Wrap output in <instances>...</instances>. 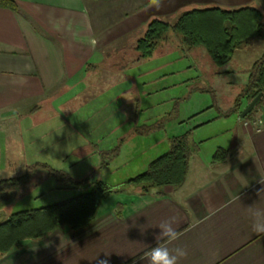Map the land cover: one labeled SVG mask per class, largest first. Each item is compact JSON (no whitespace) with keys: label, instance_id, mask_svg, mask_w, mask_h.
Here are the masks:
<instances>
[{"label":"crops","instance_id":"obj_1","mask_svg":"<svg viewBox=\"0 0 264 264\" xmlns=\"http://www.w3.org/2000/svg\"><path fill=\"white\" fill-rule=\"evenodd\" d=\"M15 1L17 11L0 7V180L19 177L38 163L80 180L83 175L73 171L76 164L96 159L87 170L95 172L100 150L112 147H102L88 131L98 130L102 113L116 111L108 103L110 96L101 99L100 107L98 101L114 83L131 82L132 61L154 57L172 40L170 31L152 56L136 53L137 41L153 19L174 21L183 11L212 7L254 6L264 14V0H161L159 7L151 0ZM258 40L260 53L249 59ZM263 53L264 34L237 49L232 60L249 61V77ZM125 91L130 89L122 87L119 95ZM85 110L90 112L83 116ZM258 111L241 120L242 126L236 123L220 131L232 135L226 147L207 146L217 135L192 139L218 118L195 123L190 139L197 149L182 185L143 192L126 184L130 177L108 183L121 190L100 202L90 225L78 230L56 227L0 253V264H96L106 253L109 264H147L145 255L157 243L170 251L186 249L178 264H264V233L251 227L252 210L264 211V124L257 123L264 120V109ZM119 143L121 156L124 138ZM220 148L227 153L218 160ZM52 177L38 169L21 186L0 190V224L16 212L53 204L48 196L61 188ZM170 218H175L172 227L178 233L172 241L159 236V225Z\"/></svg>","mask_w":264,"mask_h":264},{"label":"rangeland","instance_id":"obj_2","mask_svg":"<svg viewBox=\"0 0 264 264\" xmlns=\"http://www.w3.org/2000/svg\"><path fill=\"white\" fill-rule=\"evenodd\" d=\"M171 37L172 40L159 48L154 57L142 59L139 64L132 61L131 82L125 85L114 83L112 85L114 88L98 101L100 107L103 104L101 99L110 96L108 103L111 108H116V111L112 115L102 113L98 118L100 126L98 130L88 132L94 133L92 138L98 140L102 147L109 145L113 148L115 147L111 146L113 142L118 145L123 138L126 147L124 154L105 165H102L103 156L98 153L100 166L98 165L95 172L90 174L89 171L87 172L88 166L91 162H96V159L88 163L76 164L73 171L74 174L83 175L81 179L89 177L87 182L102 179L107 184L121 183L123 179L144 172L149 163L160 155L159 153L168 151L170 137L193 131L197 126L195 123L214 122L217 118L218 123L197 132L192 139L199 141L208 135H217L207 146L226 147L232 135L230 131L222 134L220 131L236 123L242 126L241 120L250 118L242 119L238 114L240 109L243 107L245 109L250 104L248 98L244 99L245 97L240 95L242 87L248 81L245 63L249 61L242 62L236 57L225 65H218L204 47V49L201 47L189 50L178 41L179 37L175 33L171 32ZM256 42L252 44L249 59L260 53L261 41ZM136 53L139 54V51ZM122 87L129 88L130 91L119 95ZM238 98L239 101L236 102ZM259 109L263 110L264 107L260 106L257 111ZM89 112L90 110H85L83 116ZM229 112L232 114L223 117ZM210 156L211 154L208 157ZM52 180L56 185L59 184L61 189L59 193L48 196V199L51 198V203L79 195L89 189L84 184L75 188L68 187L55 178ZM56 196L59 198H54Z\"/></svg>","mask_w":264,"mask_h":264},{"label":"trees","instance_id":"obj_3","mask_svg":"<svg viewBox=\"0 0 264 264\" xmlns=\"http://www.w3.org/2000/svg\"><path fill=\"white\" fill-rule=\"evenodd\" d=\"M0 7L19 10L15 0H0ZM170 31L181 38L187 49L204 47L216 64L225 65L232 60L237 49L251 44L254 38L264 34V14L254 6L233 9L212 7L183 11L174 21L153 19L144 35L137 41L136 49L140 57L152 56ZM260 92H263L262 98L246 117L251 118L260 106L264 107V53L250 68L248 81L241 95L246 96L250 103ZM238 101L239 98L236 102ZM190 136L191 131H187L170 137L169 150L152 160L144 172L130 178L126 184L140 186L143 192L167 185H182L186 180L192 155L197 149ZM119 152L120 145L109 150H100L103 156L102 165L109 164ZM226 153L227 150L220 148L216 151L215 158L223 159ZM38 169L45 170L68 187L79 188L84 184L89 189L51 205L12 214L0 224L1 254L11 251L25 241L42 238L59 226L78 230L90 225L96 218L100 202L121 190L102 179L90 182H87L89 177L76 179L66 171L45 163L29 166L26 173L19 177L0 180V190L21 186L31 179Z\"/></svg>","mask_w":264,"mask_h":264},{"label":"clouds","instance_id":"obj_4","mask_svg":"<svg viewBox=\"0 0 264 264\" xmlns=\"http://www.w3.org/2000/svg\"><path fill=\"white\" fill-rule=\"evenodd\" d=\"M161 0H151L152 5L159 7ZM252 230L256 233H264V223H261V219L264 218V211L260 209L252 210ZM175 222V218H170L167 221L162 222L159 225L161 232L159 236L166 237L169 241L178 238L177 231L172 227ZM187 255V251L184 248L177 247L173 250H169L167 246L157 243L154 247L149 249L145 255L147 264H178V261ZM109 254H105V258H98L96 264H109Z\"/></svg>","mask_w":264,"mask_h":264},{"label":"water","instance_id":"obj_5","mask_svg":"<svg viewBox=\"0 0 264 264\" xmlns=\"http://www.w3.org/2000/svg\"><path fill=\"white\" fill-rule=\"evenodd\" d=\"M263 96V92H260L251 102L250 104L243 110L241 113V117L245 118L257 105V103L260 101V99Z\"/></svg>","mask_w":264,"mask_h":264},{"label":"built area","instance_id":"obj_6","mask_svg":"<svg viewBox=\"0 0 264 264\" xmlns=\"http://www.w3.org/2000/svg\"><path fill=\"white\" fill-rule=\"evenodd\" d=\"M259 126H262L264 124V120L263 119H259L258 122Z\"/></svg>","mask_w":264,"mask_h":264}]
</instances>
